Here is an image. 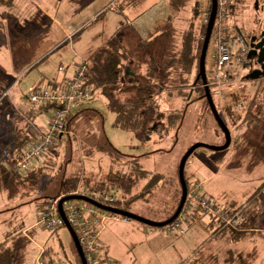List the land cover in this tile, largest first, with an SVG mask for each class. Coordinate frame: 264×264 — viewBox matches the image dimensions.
<instances>
[{"label":"rangeland","instance_id":"rangeland-1","mask_svg":"<svg viewBox=\"0 0 264 264\" xmlns=\"http://www.w3.org/2000/svg\"><path fill=\"white\" fill-rule=\"evenodd\" d=\"M187 1L178 10L172 11L170 6L169 12L166 7L169 0H68V4L71 2L70 7L61 12V18L68 15V20L72 19L68 24L70 32L64 36L61 33L53 34L51 38H29L25 33L21 34V27L32 18H29L30 10L14 7V3L11 4L8 0L0 2V138L3 142H0V155L8 151L7 157L12 150L3 148V144L12 139V126L14 129L25 128L23 121L14 122V118L18 115L17 106L31 104L28 99L30 90L38 84L54 89L55 82L52 81L55 77L44 69L48 65L55 67L56 59L64 50L73 51L74 46L80 55L87 56L88 48L91 47L93 51L105 44L117 27L125 23L127 70L136 73L142 81L149 80L146 77L150 58L145 57L142 52L138 54L134 40L136 37L129 30L137 29L139 24L135 21L133 25H128L126 17L134 21L139 15H144V19L151 20L164 17L167 12L171 14L170 22L168 20L159 28L164 33L158 37L153 47V54L161 65L173 60V57H180L188 33L194 36L193 54H197L199 43L202 48L207 24L193 10L195 1ZM112 2L117 4L118 12L108 7ZM253 2L254 0H244L243 3L239 0L232 17L227 21L231 28L241 31L246 38H249L250 29L257 24L254 20L256 13ZM77 26L79 28L75 30ZM47 48L52 49L48 58L45 57ZM71 60L62 59V71H59L62 75L68 69L69 79L74 77L84 61L80 56L76 57L77 62L69 67ZM197 71L198 64H193L192 70L188 72L181 64L175 63L170 67V75L166 79L156 81L155 77L151 78V82L158 84V89L150 101L146 128L138 130L120 127L116 122V113L109 109L108 100L101 90H93L90 100L73 107L68 123L69 132H65L49 151L31 161L29 170L38 171L42 168V172H39L41 174L38 173L36 180L29 184L32 189L23 193V196L9 198L0 188V235L3 229H8V224L17 227L21 224H35V240L41 244L38 248L30 246L24 264H37L40 247L47 249L45 245L54 247L55 253H48V256L60 258L66 264H82L65 225H60L55 231H48L37 223L43 210L39 207V202H43L46 196H50L49 199L63 196L59 195L61 181L78 172L89 176L95 184L106 182L109 172H126V177L134 180L131 187L127 191L119 184L111 188L122 200V208L153 221H164L174 214L182 196L179 165L183 155L196 143L222 146L226 142V134L204 97L202 80L196 79ZM248 74L249 71H246L245 78H242L247 91L241 88V93L232 96L233 100L248 101L251 104V112L242 119L227 116L224 110L229 112L232 105L224 107L219 97L212 94L217 109L231 132L232 142L223 150L206 147L197 149L207 150L216 156L214 160L207 162L211 168L208 175L213 173L211 180L204 182L199 176L198 180L203 182L202 193L219 207L231 209L245 204V216H249L250 221L248 226L259 229L264 228V204L261 198L252 201L250 197L264 182V77L247 78ZM214 87L211 85L212 90ZM189 90L187 98L182 96L183 92L187 93ZM39 104L42 103L35 104L29 113L32 121V125L26 128L29 139L36 137L35 126L47 130L53 115L52 107L41 111ZM239 104L237 102L236 105L244 106V103ZM195 165H198L196 160ZM185 171L186 179H189L191 171L188 165ZM78 179L73 190L77 189L82 177ZM86 179L84 178L85 183ZM47 203L45 201L44 206ZM206 219L208 218H203L200 224L184 222L188 231L191 229L189 234L192 235L195 230L204 232L201 242L200 239L197 241V238H193L189 246L196 249L195 245L204 243L202 253L215 251L218 246L219 254L202 257V253H197L193 260L178 264H252L257 251L259 259L255 264H264V235H255L251 240L234 243L229 240L231 236L227 235V231L223 235L219 234L224 229L217 230L213 227L210 232L204 231L201 224ZM106 226L108 229L103 234L102 245L107 249L108 255L120 264H177L180 260L175 245L177 247V243L185 237L171 234L166 226L152 227L123 218L109 219ZM216 236L219 239H215ZM14 239L17 240L18 237ZM232 246L247 249L244 252L227 250ZM193 249L191 253L195 251Z\"/></svg>","mask_w":264,"mask_h":264},{"label":"built area","instance_id":"built-area-1","mask_svg":"<svg viewBox=\"0 0 264 264\" xmlns=\"http://www.w3.org/2000/svg\"><path fill=\"white\" fill-rule=\"evenodd\" d=\"M197 14L205 24L209 23L212 0H194ZM239 0H217L216 17L210 36L207 56L206 71L208 83L214 85L213 94L222 96L221 87L236 83L242 88V72L249 67L250 42L239 30L231 28L227 21L232 17ZM118 12L115 2L108 6ZM86 63L81 67L73 78L69 79L63 88L34 86L28 93L31 104H50L53 115L50 117L47 130H41L35 126L36 137L28 139L27 144L21 150L14 153L16 169L19 172L29 170L32 160L41 157L49 151L54 143L65 133L69 132L68 116L75 105L90 100L93 88L85 84ZM32 125V123H31ZM191 164V158L186 165ZM190 181V180H189ZM113 185L104 187H89L84 183V177L71 194L88 196L101 204L112 205L117 196L111 191ZM200 181H190L186 202L181 213L166 227L173 233L186 234L187 228L184 222L192 221L199 223L203 218H209L215 229L241 228L245 221V209L238 208L229 210L221 208L215 201L202 193ZM261 197H264V182L261 186ZM59 198H50L41 211L37 223L48 231H54L64 224L59 211ZM64 212L72 225L82 246L88 264H120L113 257L104 254L101 247L100 234L109 219H131L104 210L96 205L83 200H70L64 203ZM190 214V215H189ZM37 264H66L60 258L48 256L45 247H40Z\"/></svg>","mask_w":264,"mask_h":264},{"label":"trees","instance_id":"trees-1","mask_svg":"<svg viewBox=\"0 0 264 264\" xmlns=\"http://www.w3.org/2000/svg\"><path fill=\"white\" fill-rule=\"evenodd\" d=\"M186 1L187 0H169L172 11L180 9L181 6H183V2ZM192 8L195 13H197L195 4L192 5ZM168 20L170 22V18ZM129 30L130 32H133L136 37L134 40L137 46L136 51L138 54L142 52L145 57L150 58L149 72L146 77L149 78V80L142 81L136 73L133 74V72L127 70L128 67H126L125 64L128 58V52L126 51L125 46V42L127 40V27L125 23H121L115 34L111 36L105 44L94 50L86 60H84L86 63L85 84L87 86H91L94 90H101L102 94L108 100L109 109L116 113V122L120 127L138 130L146 128V118L148 116L150 101L157 93L158 84L151 82V78L155 77L157 79L156 81H159V79L162 78L166 79V77H169L170 75V67H172L175 63L181 64L188 72L192 70L193 64H198V75L201 44L199 43L198 53L193 54L194 47L192 44L194 42V36L192 33H188L187 38L184 39L180 57H173V60L168 63L163 62L161 65L153 54V47H155V44L159 39L158 37L163 35L164 30H162L163 32H161L159 36L152 39L141 38L133 28H129ZM189 94L190 90L187 93L183 92L182 96H186L187 98ZM47 105L51 107L50 104ZM71 113L68 116V123L71 118ZM11 130L12 139H10L8 143L3 144V148L5 150H12L9 152L7 157L6 155L8 151L0 155V188L7 193L9 198H16L18 196H23V193L32 189L31 186L29 187V184L35 181L37 176L41 174L39 172H42V168H39L38 171L27 170L25 172H19L16 169L13 157L14 153L24 148L28 142L29 136L26 127H16V129H14V126H12ZM0 142L3 143L1 138ZM82 174L83 173L79 176L78 172L71 178H64L61 181L59 195L65 196L71 194L73 188L76 186V183L79 181L78 178L82 177ZM126 174V172H122V174H118V172H109L106 182H99L96 184L92 183V179L90 177L84 176V174L83 177L87 178L86 183H84L89 187H102L103 185L114 186L115 184H119L127 191L133 184L134 180L130 177H126L128 176ZM89 180L91 182H89ZM186 181L189 186V179L187 178ZM262 184L250 198L252 201L261 198L264 204V197H261L259 194ZM49 197L50 196H46L44 200H42L43 202L39 203V207L41 209L45 207L44 202H47ZM121 203L122 200L117 198V200L113 202V206L121 207ZM244 206L245 204H242L239 207L229 210H235L238 208L245 209ZM30 239L31 235L29 236L26 234V236H20L17 240H15L13 246H7V241L1 243L0 264H23L25 259L24 251L26 245L30 242ZM46 253H49L48 248L46 249Z\"/></svg>","mask_w":264,"mask_h":264},{"label":"crops","instance_id":"crops-1","mask_svg":"<svg viewBox=\"0 0 264 264\" xmlns=\"http://www.w3.org/2000/svg\"><path fill=\"white\" fill-rule=\"evenodd\" d=\"M67 1L68 0H8L9 3H11V4L14 3V7L24 9V10H30L29 18L32 16L31 20H28L27 24L25 26H22L20 29L21 34L25 33L29 38H51L53 34L61 33L64 36L68 32H70L68 29L69 28L68 24H70V21H72V19L68 20V15L65 17L63 15V17L61 18V14H62L61 12H63V10L67 9L68 7H70L71 2L68 4ZM0 2H6V0H0ZM166 7L169 8V12H170V2L166 5ZM169 12H167L166 15H164V17H157V18H153L151 20L150 19L149 20L144 19V17H146L144 15H139L137 17L138 19H136L134 21L131 20L129 17H126L127 18L126 20H127V22H129L128 25L129 24L133 25V23L135 21L138 22V24H139L138 28L137 29L133 28L136 31V33L138 34V36H140L143 39H152V38H155L161 34L160 33L161 29L159 30V28H161L170 18ZM77 28H79V27L77 26L75 28V30ZM117 28H119V27H117ZM115 32L111 36H113L115 34ZM108 40H109V38H108ZM72 49H73V51L70 50L69 52H67V50H64V52L61 54V56L56 59V61H55L56 66L55 67H50L48 65L47 68L44 69V70H47V73L49 75H54L55 78L52 81V82H55L54 86H53L54 88H63L69 79L68 78V74H69L68 69H65L64 73L62 75L59 72V71H62L60 69L62 66V63H60L62 61V59L66 60V58H68L71 60V58L73 56V59L68 64L69 67H72V65H74L75 62H77L75 60L76 57L80 56L81 59L86 60L89 57V55L94 51V50L91 51V47H90L87 49L88 50L87 54H89V55L84 56L83 54L80 55V53H78L75 50L74 46ZM51 50L52 49H49V48L45 49V52L47 54V55H45V57H47V58L49 57V55L52 53ZM53 53H54V51H53ZM76 65H77V63H76ZM76 65H75V67H76ZM246 71L247 72L249 71L248 67H246V69H244L242 72L243 78H245V72ZM241 83L244 84L242 89H245V91H247V86L244 82V79L241 80ZM242 89L241 88L239 89L238 85L234 82L231 85L221 87L222 96L216 95L219 97L218 98L219 101L221 103L222 102L224 103V104H222V105H224V107L232 105L229 109L230 111L228 112L227 110L226 111L224 110V113L227 116L234 117L238 120L242 119V117L245 114L251 112V109H250L251 104L248 101L233 100L232 99V96L237 95L238 93H241ZM213 90L211 89L212 94H213ZM237 102L240 104L244 103V106L241 104V106H243V107H241L239 104L240 107H238L236 105ZM234 105H236V106H234ZM34 106H35V104L33 105V104H29V103L17 106V114L18 115L14 118V122L16 120L17 121L20 120L22 123V121H23V124L25 125V127L28 128L29 125L32 123L29 113L31 112V110ZM39 108L42 111V110H45L46 108H49V106L47 104H39ZM221 117L225 121L223 115H221ZM230 135H231V132H230ZM196 151H197L196 154L193 157H190L191 158V164L188 166V168L190 169L191 172L189 173V180L200 181V179L198 180V176H199L200 178H203L204 182L210 181L211 178L213 177V173H212V175H208L207 172L211 171L210 170L211 168L208 167L209 165L207 162H209L211 159L214 160V157H216V156L214 154H211L210 152H207V150L203 151V149H201V150H196ZM195 160L198 161L197 166L195 165ZM29 171H34V170L30 169ZM79 173L81 174V172H79ZM84 176H87V175L84 174ZM87 177H89V176H87ZM200 182H202V181H200ZM256 206L259 207L258 204ZM234 208H236V207H233L231 209H234ZM226 209H228V208H226ZM209 221L210 220L208 218L205 220L204 224H201L202 227H204L206 229V230L204 229V231H206V232H210V229H213V227H214V224L209 222ZM249 223H250L249 216H245V221L243 222L241 228H239L237 230L227 228V229L220 231L219 234L222 233L221 235H223L225 233L224 231H227V233H228L227 235L231 236V238H229V240L234 241V243H238V242H241V240L244 241L246 239L251 240L253 237H255V235H257V236L259 235L258 237H260L261 234L264 235V228L257 229L258 227L248 226ZM8 225H9L8 229H6V228L3 229V233H2V235H0V244L7 241V246H13L15 237H18V238L20 236L23 237V236H26V234L29 236L31 235L30 242L26 245V248L24 251V253H25L24 262H25L26 253H27L28 249H30V246L33 245L34 248H35V246H36V248H38V245L41 244L35 240V239H37V233H36L35 228H34L35 224L29 225V226H26L25 224L24 225L21 224L19 227L13 226L12 224H8ZM107 229L108 228L105 225L101 231V234H100L101 247H102V251L104 254H108V251L102 245V237H103V234L105 233V231ZM201 229H203V228H201ZM189 231L187 228V232L184 235H181V234L176 233V232L171 233V234H175L177 236L180 235L182 237L183 236L185 237V238H183V240H181L180 243H177V245H178L177 247L175 245V251L179 252L178 257L180 259L177 262V264L180 262H183V261H191L194 259V257H196L197 253H200V254L202 253L201 247L204 246V243L201 244L200 242L204 237L202 235V233H204L203 230H202V233L200 232V230L199 231L195 230L192 235L189 234ZM217 236L215 239H219V238H217ZM1 238H3V239H1ZM193 238H197V241L200 239V242H199L200 244L198 243L199 245H195L197 247H196V249L192 248L195 251L193 253H191L190 251H192V249L189 245H190L191 241L193 240ZM172 239H174V238H172ZM260 241H262V240H260ZM43 245H45V244H43ZM45 246L49 250V255L55 253L54 249H53L54 247L52 245H49V247L47 245H45ZM217 248H218V246H217ZM217 248L215 249V251L209 250L205 253H202L201 256L207 257L209 254H215V255L219 254V251ZM254 248H256V247H254ZM246 249L247 248H244V247H233L232 246V247H229V249H227V250L239 251V252L243 251L244 252ZM251 250H253V249H251ZM256 250H257V248H256ZM257 252H256V254H254L255 258L253 259L252 264H255V262L259 259V255ZM223 257H224V254H223ZM224 258H223V260H224ZM229 259L231 262L233 261L231 258H229Z\"/></svg>","mask_w":264,"mask_h":264},{"label":"water","instance_id":"water-1","mask_svg":"<svg viewBox=\"0 0 264 264\" xmlns=\"http://www.w3.org/2000/svg\"><path fill=\"white\" fill-rule=\"evenodd\" d=\"M212 1H213V3H212L210 20H209V23L207 24L205 36L203 39L201 54H200V58H199V73H198L196 79H197V81L202 80V84H203L204 90H205V98L207 99L210 110L212 111L216 120L218 121L219 126L222 128V130L226 134V142L222 146H212V145H207L204 143H196V144L192 145L187 150V152L183 155L181 162H180V165H179V175H180V180H181V185H182L181 200H180L179 206H178L177 210L174 212V214L170 218H168L164 221H153V220L142 217L138 214L131 212L130 210H127V209H124L121 207L101 204L98 201H96V200H94L88 196H85V195L69 194V195L62 196L59 200V203H58V211H59V214H60V216L64 222V225L68 228V230L72 236V239L75 243V246H76V249H77V252L79 254V257H80L82 264H88V263L86 261L82 246L80 244V241H79L72 225L68 221L66 214L64 212V203L65 202L70 201V200H83V201L92 203V204L96 205L97 207H100V208L107 210L109 212L121 215V216L129 218L131 220H136V221L145 223V224L152 226V227L161 228V227L167 226L168 224H170L173 220H175L178 217V215L181 213V211L184 207V204L186 202L187 193H188V184H187L186 176H185V169H186L187 160L192 156L194 151H196L200 147H206V148H210L213 150H223V149H226L231 143L230 130L227 127L223 118L221 117V115L217 109V106L214 102V98H213V95L211 92V88H210V85L208 83V77H207V71H206V56H207L210 36L212 33V29H213V25H214V21H215V17H216V9H217V0H212ZM256 40H257L256 37H252L250 40L251 50L249 52V59L253 60V59L257 58V63H260L261 66L259 69H256V70L250 72L247 75V78L264 77V37L258 41H256Z\"/></svg>","mask_w":264,"mask_h":264},{"label":"flooded vegetation","instance_id":"flooded-vegetation-1","mask_svg":"<svg viewBox=\"0 0 264 264\" xmlns=\"http://www.w3.org/2000/svg\"><path fill=\"white\" fill-rule=\"evenodd\" d=\"M244 3V0H240ZM254 8H255V15L254 20L257 22L253 26V28L250 29L249 33V42L252 37H256V41L260 40L264 37V0H254L253 2ZM249 72H252L256 69H259L261 64L257 63V58L250 60L248 65ZM200 81V80H199ZM205 97V96H204Z\"/></svg>","mask_w":264,"mask_h":264}]
</instances>
